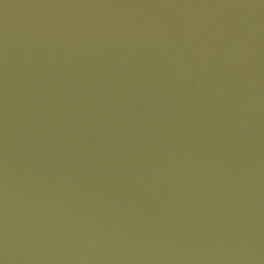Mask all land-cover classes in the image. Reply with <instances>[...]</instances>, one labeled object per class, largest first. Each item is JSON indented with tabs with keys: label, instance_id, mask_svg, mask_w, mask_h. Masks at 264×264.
<instances>
[{
	"label": "water",
	"instance_id": "95a60500",
	"mask_svg": "<svg viewBox=\"0 0 264 264\" xmlns=\"http://www.w3.org/2000/svg\"><path fill=\"white\" fill-rule=\"evenodd\" d=\"M0 264H264V0H0Z\"/></svg>",
	"mask_w": 264,
	"mask_h": 264
}]
</instances>
